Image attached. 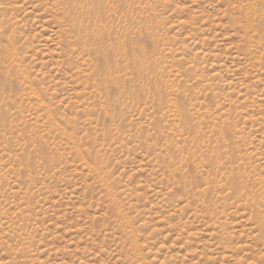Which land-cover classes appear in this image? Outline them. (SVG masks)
<instances>
[{
    "label": "rangeland",
    "instance_id": "rangeland-1",
    "mask_svg": "<svg viewBox=\"0 0 264 264\" xmlns=\"http://www.w3.org/2000/svg\"><path fill=\"white\" fill-rule=\"evenodd\" d=\"M0 264H264V0H0Z\"/></svg>",
    "mask_w": 264,
    "mask_h": 264
}]
</instances>
